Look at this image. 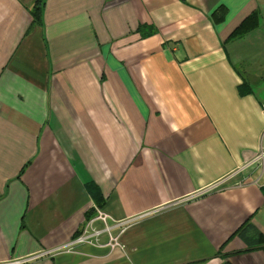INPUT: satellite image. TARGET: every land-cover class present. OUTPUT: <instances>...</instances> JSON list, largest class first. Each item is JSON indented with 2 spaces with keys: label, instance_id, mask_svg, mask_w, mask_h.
I'll return each mask as SVG.
<instances>
[{
  "label": "crops",
  "instance_id": "1",
  "mask_svg": "<svg viewBox=\"0 0 264 264\" xmlns=\"http://www.w3.org/2000/svg\"><path fill=\"white\" fill-rule=\"evenodd\" d=\"M35 1L0 0V264H264V0ZM95 206L123 249L70 246Z\"/></svg>",
  "mask_w": 264,
  "mask_h": 264
},
{
  "label": "trees",
  "instance_id": "2",
  "mask_svg": "<svg viewBox=\"0 0 264 264\" xmlns=\"http://www.w3.org/2000/svg\"><path fill=\"white\" fill-rule=\"evenodd\" d=\"M30 14L32 17V22L35 25H40L43 17V0H36L33 6L30 8ZM225 8L219 7L212 15L214 22L218 23L224 19ZM259 13L257 11L251 12L243 21L233 30L228 39L239 38L248 33L249 31L256 29L259 26ZM239 94H247L251 92V88L246 81H243L242 84L238 87ZM93 212L86 216V219L92 217ZM240 234H242V229H240ZM264 242V239L261 241ZM264 248V246H263Z\"/></svg>",
  "mask_w": 264,
  "mask_h": 264
},
{
  "label": "rangeland",
  "instance_id": "3",
  "mask_svg": "<svg viewBox=\"0 0 264 264\" xmlns=\"http://www.w3.org/2000/svg\"><path fill=\"white\" fill-rule=\"evenodd\" d=\"M246 71V70H245ZM248 73V76H251L252 79L256 80L257 77H263L264 76V60L260 61L259 62V66H257V64L255 65L254 64V67H250V69H248L246 71ZM243 81H246L245 79ZM247 82V81H246ZM264 82V81H263ZM248 83V82H247ZM249 84V83H248ZM222 183H216L214 185H211L210 187H207L206 189H203L202 191H197L196 193H194L193 197H196L198 195H202L204 193H207L209 191H212V190H216L217 188H219L221 186ZM97 207L95 206V211H93V215L91 218H93V216H96L95 218H98V215H97ZM100 210V209H99ZM91 218H89L90 220H92ZM94 218V219H95ZM86 220V222L84 223V225L82 227H80V229L74 234L75 236L73 237L71 243H70V246L74 245L75 244V240L76 238L81 234V232H83V229H84V226L86 225V223L89 221ZM101 221V220H100ZM101 223L103 224L102 225V228H97L95 225H94V222L92 224H90V222H88L87 225H89L87 231L88 233H91L92 230H100L102 231V233L100 234V236L103 234V233H106L107 235L110 234L112 238L116 239L117 241V245H114L113 248L109 247L108 246V250L109 252H112L114 249L116 248H120L119 245H122V243L120 242V239H121V235L123 234L124 230H125V226L126 224L124 225H118L117 222L113 221V224H108L107 223V220H106V223H103L101 221ZM109 227V232H107L106 227ZM106 235V236H107ZM100 236H99V240H100ZM109 236V235H108ZM114 242V241H112ZM124 247V245H122ZM105 248V247H103ZM121 249V248H120ZM123 249V248H122Z\"/></svg>",
  "mask_w": 264,
  "mask_h": 264
},
{
  "label": "built area",
  "instance_id": "4",
  "mask_svg": "<svg viewBox=\"0 0 264 264\" xmlns=\"http://www.w3.org/2000/svg\"><path fill=\"white\" fill-rule=\"evenodd\" d=\"M263 155H264V152L259 155L260 159ZM259 157L257 159H259ZM97 215H98V218H95V219L93 218L92 220H89L88 222H90V224H92L95 220H101L103 223L107 224L106 220H107L108 216L103 211L97 209ZM88 222L84 226L83 232H81V234L76 238L75 244L93 245V246H97V247H101V248H103V247L108 248V246L113 248L114 245H117L116 239L112 238L110 234H108L109 236H108V239L106 240V242L103 243L99 240V236L102 233V231L92 230L91 233H88L87 229L90 225V224L87 225ZM118 225L120 226L121 223H118ZM109 227L110 226L106 227V229H105V230H107V232H109ZM112 241H114V242H112ZM119 247L123 248L122 245H119Z\"/></svg>",
  "mask_w": 264,
  "mask_h": 264
}]
</instances>
